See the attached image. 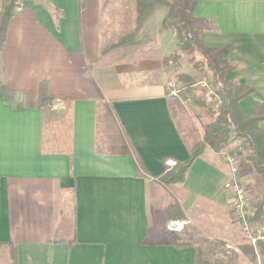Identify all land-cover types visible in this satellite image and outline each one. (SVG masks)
I'll return each mask as SVG.
<instances>
[{"label": "crops", "instance_id": "0c3cea01", "mask_svg": "<svg viewBox=\"0 0 264 264\" xmlns=\"http://www.w3.org/2000/svg\"><path fill=\"white\" fill-rule=\"evenodd\" d=\"M101 4L24 0L8 21L0 53L8 75L0 92V242L16 245L17 264H195V243L178 248L181 231L166 228L176 221L167 205L174 197L180 220L210 238L235 239L228 167L222 152L204 150L182 184L156 180L189 156L182 110L154 74L158 61L138 68L143 81L121 83L106 65L98 82L88 74L108 55ZM189 14L199 49L227 65V80L253 89L239 102L243 115L253 114L264 103V0H194ZM162 33L151 34L159 47L148 59L171 49ZM42 96L56 102L40 103ZM259 126L264 131V119ZM233 145L243 147L238 139ZM68 212L70 223L62 222Z\"/></svg>", "mask_w": 264, "mask_h": 264}, {"label": "trees", "instance_id": "16d2710c", "mask_svg": "<svg viewBox=\"0 0 264 264\" xmlns=\"http://www.w3.org/2000/svg\"><path fill=\"white\" fill-rule=\"evenodd\" d=\"M194 0H135L136 29L149 16V13L156 5H165L175 10V19L166 21V25L171 28L180 43L179 51L191 55V60L195 69L200 73L208 75V83L213 89L211 98H218L220 104L217 108L208 106L205 99L195 100L198 107H207L205 110L214 118L204 124L203 136L201 139L189 142L186 140L189 156L186 160L175 162L171 166H166L164 172L156 180L166 187L180 185L184 182L186 174L195 158L200 156L208 143L214 147L216 152L226 146L227 141L233 137L243 144L241 150H233L240 159V166L249 163L262 183V191L259 194L254 209L253 220H263L264 218V131L260 128L259 122L264 119V103L258 106L255 112L249 116L243 115L239 102L242 98L252 93L253 89L241 85L225 78L227 65L219 60L204 54L199 49V41L196 33V23L189 14ZM185 10H188L185 13ZM13 14L12 0H4L0 12V53L3 47L7 24ZM123 37L119 44H124L128 40ZM7 72L0 60V92L4 90L7 82ZM176 81L183 83L182 98L185 99L192 91L195 83L187 74L179 73ZM52 106L56 100L51 97H40V103ZM176 102V101H175ZM181 109V103L176 102ZM169 219L180 220L184 217L176 199H170L167 205ZM170 221V220H169ZM221 243V242H220ZM192 244L187 236H181L176 242L178 248H183ZM260 245V252L264 256V244ZM195 264H219L217 260L211 259V250L200 244H195ZM0 264H17L16 245L12 242H0Z\"/></svg>", "mask_w": 264, "mask_h": 264}, {"label": "rangeland", "instance_id": "374dc122", "mask_svg": "<svg viewBox=\"0 0 264 264\" xmlns=\"http://www.w3.org/2000/svg\"><path fill=\"white\" fill-rule=\"evenodd\" d=\"M135 6V0H102V55L105 52H108V55L100 57L98 63H92L91 70H88V74L98 82L101 78L98 67L106 65L107 67L102 68H105L111 76L115 75L117 80L121 83L129 81H143L148 79V76L144 75L142 71L138 70V68L142 65V63L144 64L147 60H150L151 65L153 64V61L154 64L156 61L162 64L161 69L158 71L155 70L154 74L163 76L166 79V82L169 80L177 82L176 75L179 73L189 75L195 82L192 86L191 93L188 94L191 98V102L181 105L182 117L179 116L178 121L184 135L187 137L186 139L190 143L199 140L203 136L204 124L212 121L214 118L211 114L206 112L205 109L207 107H198L195 105L196 99H205L208 106L214 107L209 97H203L205 91L201 86V82H208V75L200 73L195 69L193 61L191 60V55L179 51L180 43L178 42L174 31L166 25L167 20L175 19V10L173 8L165 5L162 6V8H159L158 6L161 5H156V7H158V11L151 10L149 13L152 20L151 23L146 25L143 21L141 26L135 30ZM187 12L188 10H185V13ZM161 30L163 33L159 36V38H164V42L167 47L170 46L172 49L173 45L174 49H169V53H167L169 50H166L164 53V59L161 58V54L158 58L148 59L151 55L156 56L157 53L154 51L156 50L155 48L159 47V45L156 46L157 38L150 41V36L152 33H159ZM124 36L127 37L126 40L128 41L124 44H119L118 42H120ZM150 48H153V50L147 52L146 50H150ZM151 65L150 68L152 67ZM122 69L132 70V72H123ZM150 74L152 73L150 72ZM177 84L180 85L182 89V96L184 89L183 83L177 82ZM208 87L211 91H213L209 83ZM114 134L116 135L115 132ZM235 141L236 139L232 134L227 141L226 146L220 149L222 152L221 156H224V154L232 151V146H234L233 144H235ZM205 150L216 152L211 143H208L205 146ZM241 177L247 193L256 201L263 186L259 177L252 170L249 163H246V166L241 169ZM228 194L229 198H231L232 194L230 192H228ZM71 218V213L68 212L66 214V219L62 218V222L63 220H66V222L70 223ZM262 221L264 223V218ZM235 230L237 233V237L235 239L229 235L224 237L232 244V246H234L229 248L225 246L222 239L214 237L210 238L200 233L190 224L185 225L181 231V236H187L191 239L192 243L210 248L211 259L213 261L217 260L219 264H264V256L260 252V245L257 246V251H255L248 242L242 239L239 227ZM68 237H70V234Z\"/></svg>", "mask_w": 264, "mask_h": 264}, {"label": "built area", "instance_id": "2783aa9c", "mask_svg": "<svg viewBox=\"0 0 264 264\" xmlns=\"http://www.w3.org/2000/svg\"><path fill=\"white\" fill-rule=\"evenodd\" d=\"M13 12L18 13L24 8V0H12ZM201 86L204 88L205 97H209L214 108L220 104L218 98H211L212 91L208 87V82L202 81ZM166 96L171 101H180L182 104L191 102L190 96L182 100L181 87L172 80L166 82ZM224 162L229 170V177L224 184V189L232 194L230 201V209L232 218L239 226L242 239L248 242L251 247L257 251L259 244H264V223L262 220H253L256 201L246 191L241 177V168L239 158L235 151L224 154ZM188 220H176L169 222L167 229L169 231H182ZM227 248L234 247L227 240H222ZM237 250V249H236Z\"/></svg>", "mask_w": 264, "mask_h": 264}]
</instances>
